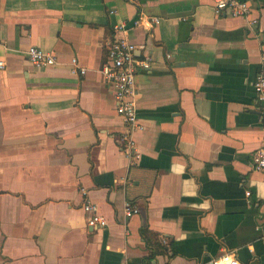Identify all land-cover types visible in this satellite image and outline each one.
I'll return each instance as SVG.
<instances>
[{
    "label": "crops",
    "instance_id": "0c3cea01",
    "mask_svg": "<svg viewBox=\"0 0 264 264\" xmlns=\"http://www.w3.org/2000/svg\"><path fill=\"white\" fill-rule=\"evenodd\" d=\"M245 1L249 18L212 0H0V264H264V0ZM115 38L152 59L130 148L102 74ZM32 46L56 64L35 68Z\"/></svg>",
    "mask_w": 264,
    "mask_h": 264
},
{
    "label": "built area",
    "instance_id": "2783aa9c",
    "mask_svg": "<svg viewBox=\"0 0 264 264\" xmlns=\"http://www.w3.org/2000/svg\"><path fill=\"white\" fill-rule=\"evenodd\" d=\"M217 13L237 17L249 18L252 14V6L245 0H212ZM157 18H147L141 16L135 26L146 23L149 27L157 24ZM257 23V20H253ZM116 30L127 29V24L122 23L115 26ZM137 46L128 38H115L107 45V62L102 68L104 79L113 85L112 92L116 103V110L122 117L126 128L127 145H132L131 135L142 128L137 114V87L136 77L142 71H148L152 67V59L148 55H137ZM27 58L35 68L44 69L56 64V58L53 54L32 46L27 52ZM76 61L74 62V64ZM261 68L258 77L254 83L256 97L259 102L264 104V51L261 55ZM5 63L0 61V68H4ZM77 67V66H76ZM78 68V67H77ZM83 73V70H81ZM264 113V109H263ZM252 167L256 171H264V145L252 154ZM250 195V192H248ZM84 210L90 215L88 224L90 227L104 228L107 226L106 220L99 214L96 205L87 202ZM137 210L131 207L126 208V214L131 216ZM207 264H240L234 252H224L218 257L213 258Z\"/></svg>",
    "mask_w": 264,
    "mask_h": 264
},
{
    "label": "trees",
    "instance_id": "16d2710c",
    "mask_svg": "<svg viewBox=\"0 0 264 264\" xmlns=\"http://www.w3.org/2000/svg\"><path fill=\"white\" fill-rule=\"evenodd\" d=\"M143 237L152 252V256L156 254H165L168 251L167 246L161 242V238L158 234L148 229H144Z\"/></svg>",
    "mask_w": 264,
    "mask_h": 264
}]
</instances>
